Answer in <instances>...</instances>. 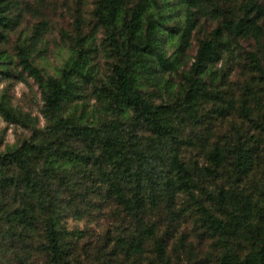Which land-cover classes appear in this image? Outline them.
Here are the masks:
<instances>
[{
	"label": "rangeland",
	"instance_id": "1",
	"mask_svg": "<svg viewBox=\"0 0 264 264\" xmlns=\"http://www.w3.org/2000/svg\"><path fill=\"white\" fill-rule=\"evenodd\" d=\"M2 1L11 25L4 30L5 38L0 41V236L9 238L19 234V230L15 232L10 228L17 222L14 212H19L21 200L27 197L22 181L27 171L43 181L44 212H53L58 218L69 264H153L154 257L148 251L136 259L118 247L119 240L131 237L133 215L131 209L121 205L109 191L112 187L102 177L101 170L105 167L95 145L89 147L80 143L74 146L73 156L78 155L76 161L60 168L50 163L51 158H57L53 153V157L48 158L47 155H34L26 170L4 169L8 151L20 149L24 144L38 146L48 142L54 151L51 127L55 117L44 111L40 88L22 70L18 59V51L27 49L37 32L39 42L31 48L30 60L44 77L60 78L82 39L85 40L82 43L84 50L90 49L92 55L93 81L84 90L83 100L76 108L74 106L75 110L67 108L59 117L72 116L77 125L95 128L118 122L128 141L146 148L152 146L153 136L147 126L138 123L132 112L124 117L117 116L108 109L106 99L113 68L124 61V55L118 49L120 33L124 32L131 8L140 0H126L124 20L110 28L98 23L97 0ZM156 2L159 7L155 10L164 18L162 41L169 58L176 50L185 11L180 0ZM193 11L195 29L188 48L180 57L179 68L176 71L158 69L154 80L146 79L139 72L137 88L146 102L155 107L172 108V121L178 127L179 160L188 171L190 167L193 169H190V175L187 173L183 177L185 181L181 188L175 189V202L159 200L156 207L147 209L144 221L155 225L159 234L168 230L167 238L171 244L181 236L197 264H214L223 248L215 237L205 235L198 203L216 218L226 220L223 209L215 202L220 194L250 197L253 201L258 200L255 202L258 204L264 200L263 172H255L241 185L224 171L218 169L219 172L214 173L209 160L214 146L228 157L230 149L238 143L251 145L256 139L260 150L264 151V138L259 136L262 131L259 121L264 122V0H197ZM241 18L254 21L260 34L230 35L224 24H235ZM216 30L221 31L222 40H230L232 49L230 52L220 49V58L213 68L216 80L202 77L207 95L196 108L198 123L194 125L187 119L183 89H188L187 76L200 44L212 40ZM157 78L170 82L171 87H165ZM5 105L17 115L7 117L2 110ZM166 160L160 158L150 162L151 168L144 167L141 175L138 172L136 177L141 178L142 185L133 182L134 188L142 187L144 195L151 191L162 192L173 178ZM196 164L202 172L196 169ZM137 166L133 164V170ZM133 186L127 184L126 197L133 196ZM232 243L234 252L241 257L249 252L245 242L233 240ZM13 256L11 251L6 253L4 264H44L34 254L22 255L21 260Z\"/></svg>",
	"mask_w": 264,
	"mask_h": 264
},
{
	"label": "trees",
	"instance_id": "2",
	"mask_svg": "<svg viewBox=\"0 0 264 264\" xmlns=\"http://www.w3.org/2000/svg\"><path fill=\"white\" fill-rule=\"evenodd\" d=\"M125 1L97 0L98 23L107 28L118 26L125 17ZM180 3L184 7L185 22L178 34L176 50L169 58L166 57L162 41L165 30L164 18L155 10L159 7L156 0H140L131 8L124 32L120 33L119 38L121 46L118 49L123 53L124 61L120 66L113 68L110 90L106 98L107 107L114 114L124 117L132 112L138 123L147 126L153 136L152 146L146 148L128 141L121 132L118 122L104 123L100 128L99 126L95 128L77 125L75 117L72 116L65 119L59 117L58 115L63 114L67 108L71 107L75 110L78 102L83 100L84 90L93 81L92 55L90 49L84 50L82 43L85 40L82 39L77 43L78 48L74 49V55L68 59L60 78L44 77L30 60L31 48H35L39 42L37 32L32 37L29 47L18 51V59L22 70L40 88L44 111L47 115L55 117L51 127L53 139L51 145L54 146V151H51L48 142L40 143L38 146L24 144L20 149L8 151L6 168H4L26 170L30 167V161L34 155H47L46 158H48V156L53 157L54 154L57 158H51L50 163L60 168L76 161L78 155L73 156L74 146L80 143L89 147L95 145L105 167L101 170L102 177L112 187L109 191L121 205L131 209L133 215L134 228L131 237L128 240H119L118 247L131 253L136 259L141 258L148 251L154 257L153 264H197L192 257L190 247L181 236H178L177 240L171 244L167 238L168 230L159 234V229L155 225L146 224L144 221L147 209L156 207L159 200L164 198L167 203L175 202V189L181 188L185 181L183 177L189 174L190 169L193 171L191 167L188 171L179 160L177 150L179 143L176 140L178 127L172 121V108L148 104L137 88L140 71L146 79L154 80L158 69L176 71L179 68L180 57L188 48L195 29L193 8L197 5V0H180ZM6 12V5L0 0V41L5 38L4 30L11 25ZM224 27L232 36L260 34L254 21L249 19L241 18L232 25L225 23ZM170 31L172 34L173 31ZM222 38L221 31L216 30L212 40L200 44L195 62L187 76L188 89H183L186 93V115L188 121L194 125L198 123L196 108L201 98L207 95L202 77L208 76L216 80L217 76L213 68L220 58V49L226 52L232 49L230 40H222ZM157 80L165 87H171L170 82H164L161 78ZM2 110L7 117L17 115L9 106H3ZM259 122L262 125L259 136L263 139L264 122L263 120ZM257 141V139L254 140L251 145L238 143L230 149L228 157L224 156L217 146L211 148L209 160L212 161L213 172L224 171L230 179L241 185L255 172L264 173V151L260 150ZM50 151L52 156L49 155ZM160 158H167L166 162L173 178H170V183L165 185L159 194L151 191V194L144 195L142 187L136 190L133 186V182L142 185L141 178L136 175L138 176V172L141 175L144 167H149L150 162ZM133 164L139 167L133 170ZM196 169H199L197 164ZM199 172L202 171L199 169ZM22 181L27 197L21 200L22 207L17 210L19 212H14L17 222L10 228L19 230V234L11 235L9 238L0 236V264L5 263L3 259L9 251L17 260H21L22 255L34 254L42 259L44 264H69L58 218L53 212H44L42 179L26 171ZM127 184L133 186L134 194L131 198L126 197L124 193ZM262 188H264V180ZM227 197L220 194L215 201L219 208L223 209L226 220L216 218L207 208L198 203L205 235L209 238L215 237L223 248V252L216 257L214 264H264V200L258 204L255 203L258 200L253 201L250 197ZM233 240L245 242L249 252L242 257L235 253ZM18 253L21 256H18ZM179 254L182 256L179 257Z\"/></svg>",
	"mask_w": 264,
	"mask_h": 264
}]
</instances>
